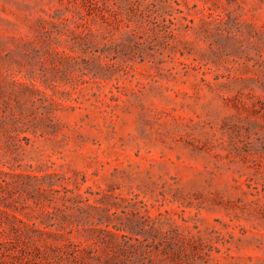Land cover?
I'll return each instance as SVG.
<instances>
[{
    "label": "rangeland",
    "instance_id": "obj_1",
    "mask_svg": "<svg viewBox=\"0 0 264 264\" xmlns=\"http://www.w3.org/2000/svg\"><path fill=\"white\" fill-rule=\"evenodd\" d=\"M0 264H264V0H0Z\"/></svg>",
    "mask_w": 264,
    "mask_h": 264
}]
</instances>
